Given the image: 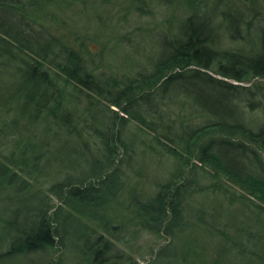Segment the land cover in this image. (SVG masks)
Segmentation results:
<instances>
[{
	"label": "trees",
	"instance_id": "trees-1",
	"mask_svg": "<svg viewBox=\"0 0 264 264\" xmlns=\"http://www.w3.org/2000/svg\"><path fill=\"white\" fill-rule=\"evenodd\" d=\"M60 1L0 0V106L27 125L46 123L39 138L16 137L26 154L19 166L17 150L0 159V200L3 187L31 190L28 178L48 184L5 221L16 236L0 258L140 264L126 241L145 232L167 241L149 264H264V19L254 0L189 3L178 36L149 67L122 77L104 76L88 48L76 52L36 26ZM216 18L250 50H221ZM258 111L260 119L247 116ZM51 122L65 136L47 138ZM143 148L166 162L150 186L124 177ZM49 164L56 173L45 175Z\"/></svg>",
	"mask_w": 264,
	"mask_h": 264
},
{
	"label": "rangeland",
	"instance_id": "rangeland-1",
	"mask_svg": "<svg viewBox=\"0 0 264 264\" xmlns=\"http://www.w3.org/2000/svg\"><path fill=\"white\" fill-rule=\"evenodd\" d=\"M29 1V0H25ZM203 0H63L51 5L41 13L42 16L37 18L35 24L39 28L48 30L53 36L59 38L62 42L70 44L76 52H86L88 48L94 57L95 66L99 73L104 76L122 77L134 74L143 67H149L155 57L161 52L164 45V40L174 39L178 36L180 28L184 25V19L187 17L188 5L192 3L195 10L201 8ZM216 0H208V4H215ZM260 2V3H259ZM238 3V2H237ZM255 5H251L255 13L259 14L258 22L264 19V0H254ZM262 4V5H261ZM58 5V6H57ZM142 6V7H138ZM205 11L204 9H202ZM252 9H245V16L250 20ZM32 16L35 17V11L31 10ZM31 16V15H30ZM213 22L218 26L221 50L225 48L235 49L237 46H245L246 51L250 50V46L241 42L232 43L229 38L228 30L220 26L221 19L216 18ZM256 24H253V27ZM248 36L247 32L244 35ZM243 35V36H244ZM258 35V34H257ZM250 39L257 40L256 32L249 33ZM249 53V52H247ZM263 79L257 82L262 83ZM236 83V82H235ZM264 83V82H263ZM1 99V98H0ZM0 106V159H3V154L12 150H17L15 162L19 166L26 154L19 150L16 144V137L23 136L25 133L29 137L36 132L37 137L43 134V126L45 122L36 124V122L27 125V121L13 109L8 112L7 107ZM13 103V102H12ZM76 104H72L74 107ZM15 105H12L13 108ZM10 107V105H9ZM6 108V109H5ZM81 112L82 109H79ZM1 116L3 119L1 120ZM250 118L260 119L261 112L247 115ZM20 118L21 123L18 126L9 124L11 118ZM3 121V128H2ZM5 122V124H4ZM6 125V128L5 126ZM51 127L46 131V137L54 139L56 135L65 136L66 129L61 125L50 123ZM36 126V127H34ZM12 135V136H11ZM41 135V136H40ZM39 145V144H38ZM21 146V145H20ZM144 149V148H143ZM142 149V150H143ZM19 150V151H18ZM39 150V149H37ZM137 156L136 161L128 170L127 166L123 168L124 177H128L133 181H139L142 186H150L154 181L161 180L166 175V162L164 157L160 156L153 160L149 157L151 153L143 150ZM149 155V156H147ZM30 156V154L28 155ZM161 157H163L161 159ZM161 159V161L159 160ZM60 166L66 165L58 163ZM56 173V165L49 164V171H44L45 175L49 172ZM32 184L31 190L26 192H18L16 186L10 188L3 187V198L0 200V220L3 219V224L0 223V250L10 243L9 236H16V233L10 230L5 221L14 220V212L23 210L29 205H34L33 188H41L46 190L48 184H44L45 177L28 178ZM27 180V182H28ZM42 182V183H41ZM41 184V185H40ZM6 185V184H5ZM154 185V184H153ZM110 212V216L118 214V209ZM111 216V217H112ZM24 217V216H23ZM23 223V221H22ZM21 223V224H22ZM134 228L132 225L128 230ZM134 232V231H133ZM132 233V232H131ZM131 237V236H130ZM131 240H125L130 248L134 247L135 259L140 264H149L155 252L162 247L167 241L163 238H157L149 233H137ZM114 239V238H113ZM70 243L78 244L74 236H70ZM181 248H186L184 241H178ZM80 244H84L80 242ZM123 247L118 246V249ZM1 252V251H0ZM58 254H56L57 257ZM73 255V254H72ZM54 256V255H53ZM55 257V256H54ZM66 259L64 264H83L82 256L67 255L62 256V260ZM0 264H55L50 258L43 256L40 260H27L22 258H0ZM60 264V263H59Z\"/></svg>",
	"mask_w": 264,
	"mask_h": 264
}]
</instances>
